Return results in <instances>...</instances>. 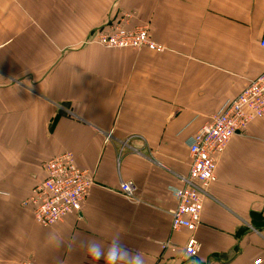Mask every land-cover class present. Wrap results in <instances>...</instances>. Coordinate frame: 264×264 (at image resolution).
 I'll return each instance as SVG.
<instances>
[{"label": "crops", "instance_id": "obj_1", "mask_svg": "<svg viewBox=\"0 0 264 264\" xmlns=\"http://www.w3.org/2000/svg\"><path fill=\"white\" fill-rule=\"evenodd\" d=\"M120 20L165 50L88 41ZM263 35L264 0H0V264H104L82 242L117 234L145 264H264V118L219 158L196 258L172 228L189 142L264 70ZM66 151L94 184L79 214L43 226L24 201Z\"/></svg>", "mask_w": 264, "mask_h": 264}, {"label": "built area", "instance_id": "obj_2", "mask_svg": "<svg viewBox=\"0 0 264 264\" xmlns=\"http://www.w3.org/2000/svg\"><path fill=\"white\" fill-rule=\"evenodd\" d=\"M88 41L106 48L165 50L147 27L129 28L122 20L95 30ZM260 45L264 48V35ZM258 118H264V70L237 97L227 100L189 142L191 166L187 183L172 189L178 202L172 212V228L191 233L184 246V253L190 260L200 251L201 243L195 233L202 223L206 189L216 180L219 158L231 138L246 132L249 124ZM43 172L44 178L36 183L32 194L24 201L25 206L33 207L35 221L53 226L68 215L79 214L94 184L90 171L81 168L75 155L66 151L46 161ZM120 191L128 198H136L138 185L132 180H122ZM259 263L261 259L257 260ZM20 264L37 263L28 259Z\"/></svg>", "mask_w": 264, "mask_h": 264}, {"label": "clouds", "instance_id": "obj_3", "mask_svg": "<svg viewBox=\"0 0 264 264\" xmlns=\"http://www.w3.org/2000/svg\"><path fill=\"white\" fill-rule=\"evenodd\" d=\"M52 239L57 245L59 244L58 239ZM82 247L93 260L103 259L104 264H145L144 256L140 252H133L127 248L119 234L112 238L107 247L94 239L82 242Z\"/></svg>", "mask_w": 264, "mask_h": 264}, {"label": "rangeland", "instance_id": "obj_4", "mask_svg": "<svg viewBox=\"0 0 264 264\" xmlns=\"http://www.w3.org/2000/svg\"><path fill=\"white\" fill-rule=\"evenodd\" d=\"M89 40V39H88Z\"/></svg>", "mask_w": 264, "mask_h": 264}]
</instances>
